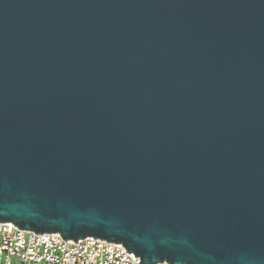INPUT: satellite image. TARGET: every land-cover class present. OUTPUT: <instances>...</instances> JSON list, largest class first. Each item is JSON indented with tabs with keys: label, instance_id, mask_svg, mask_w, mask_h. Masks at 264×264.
Instances as JSON below:
<instances>
[{
	"label": "water",
	"instance_id": "1",
	"mask_svg": "<svg viewBox=\"0 0 264 264\" xmlns=\"http://www.w3.org/2000/svg\"><path fill=\"white\" fill-rule=\"evenodd\" d=\"M0 222L264 264V0H0Z\"/></svg>",
	"mask_w": 264,
	"mask_h": 264
},
{
	"label": "built area",
	"instance_id": "2",
	"mask_svg": "<svg viewBox=\"0 0 264 264\" xmlns=\"http://www.w3.org/2000/svg\"><path fill=\"white\" fill-rule=\"evenodd\" d=\"M125 251L120 243L96 237L75 243L59 233L36 234L0 222V264H139L133 252Z\"/></svg>",
	"mask_w": 264,
	"mask_h": 264
}]
</instances>
